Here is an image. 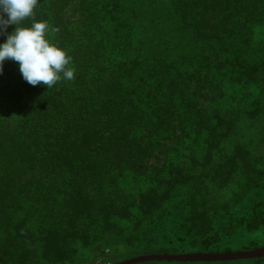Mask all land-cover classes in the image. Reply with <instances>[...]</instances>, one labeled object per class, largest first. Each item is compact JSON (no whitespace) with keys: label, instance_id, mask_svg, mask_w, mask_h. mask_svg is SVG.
I'll use <instances>...</instances> for the list:
<instances>
[{"label":"trees","instance_id":"1","mask_svg":"<svg viewBox=\"0 0 264 264\" xmlns=\"http://www.w3.org/2000/svg\"><path fill=\"white\" fill-rule=\"evenodd\" d=\"M147 1L38 0L22 22H47L74 78L33 86L3 63L0 264H80L90 237L135 246L169 222L207 250L264 226V38L223 41L264 35V0H171L169 36L208 44L182 63L150 47L167 20Z\"/></svg>","mask_w":264,"mask_h":264},{"label":"rangeland","instance_id":"2","mask_svg":"<svg viewBox=\"0 0 264 264\" xmlns=\"http://www.w3.org/2000/svg\"><path fill=\"white\" fill-rule=\"evenodd\" d=\"M171 0H148L147 1V12L148 16H153L154 13L160 15L159 17L167 20L164 29V37L161 38L160 32L154 33V39L150 42V47L155 49L156 52H161L166 56L168 61L177 60L182 63L183 56L196 55L197 53L203 51L207 48V43H198L193 41L191 34L188 32L185 34V38L180 39L178 36H169V25L170 14L172 15L170 9ZM150 17V16H149ZM161 19V20H162ZM257 31H264L262 28L257 29ZM166 35V36H165ZM183 36V35H182ZM260 38H264V35L259 36L258 34H245L242 32H236V34L225 37L223 39L224 42H227L231 47L233 46L235 49H242L244 46L248 48V53L254 55L257 53V43H259ZM220 42L218 41L217 45ZM238 53V52H235ZM157 55V54H156ZM257 56V54L255 55ZM186 69H192L191 66L186 65ZM231 82V80H230ZM182 108V107H181ZM187 109V106L184 108ZM183 111V110H182ZM188 163V164H187ZM186 164L190 165V161ZM263 167V166H262ZM247 186L242 185L238 188L230 189L228 191V199H230L231 203L235 199L237 194H241L246 192ZM262 193V189L256 191L252 194V200L259 197ZM179 205H173L171 208V213L174 217L180 216V210L178 209ZM243 209V208H242ZM242 212V210H240ZM213 212V211H212ZM211 212V213H212ZM226 211L219 210L217 212H213L214 220L217 221L222 217ZM167 218V217H166ZM171 228L172 223H168L165 228ZM161 227L163 225L161 224ZM126 233H131L135 231V227L133 225L126 226ZM161 230L157 235H153L144 242H139L137 245L133 246L129 241H121L118 244H108L103 237H90V241L92 243L88 247H81L80 255L83 257V261L81 260L80 264H112L119 260L132 257L140 254L147 253H195V252H214L209 251L211 249L216 252H224V251H237V250H248L255 249L264 246V226L256 231L247 232L242 231L240 233H234L227 237H222L220 241L214 242L213 247L207 250L202 247V239L193 238L191 236L186 235L183 232L180 234H172L170 230L164 231ZM133 236L131 238H135ZM138 237V236H137ZM130 238V237H128ZM136 239V238H135ZM141 264H181V263H173V262H146ZM186 264H202V263H186ZM207 264V263H203ZM208 264H264V257L250 259V260H242V261H234V262H215Z\"/></svg>","mask_w":264,"mask_h":264},{"label":"clouds","instance_id":"3","mask_svg":"<svg viewBox=\"0 0 264 264\" xmlns=\"http://www.w3.org/2000/svg\"><path fill=\"white\" fill-rule=\"evenodd\" d=\"M38 0H0V35L7 33L9 25L14 31L0 43V72L6 59L18 62L23 79L29 84L52 87L61 78L72 80L74 70L66 67L70 62L66 50L48 38L49 25L33 20L29 26L22 22L34 16Z\"/></svg>","mask_w":264,"mask_h":264},{"label":"water","instance_id":"4","mask_svg":"<svg viewBox=\"0 0 264 264\" xmlns=\"http://www.w3.org/2000/svg\"><path fill=\"white\" fill-rule=\"evenodd\" d=\"M261 257H264V246L255 249L224 252L147 253L128 257L112 264H141L146 262L215 263L250 260Z\"/></svg>","mask_w":264,"mask_h":264}]
</instances>
